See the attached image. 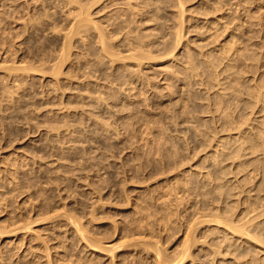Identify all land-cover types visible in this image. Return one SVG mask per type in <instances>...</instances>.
Here are the masks:
<instances>
[{
    "label": "rangeland",
    "instance_id": "1",
    "mask_svg": "<svg viewBox=\"0 0 264 264\" xmlns=\"http://www.w3.org/2000/svg\"><path fill=\"white\" fill-rule=\"evenodd\" d=\"M0 164V264H264V0H0Z\"/></svg>",
    "mask_w": 264,
    "mask_h": 264
},
{
    "label": "bare ground",
    "instance_id": "2",
    "mask_svg": "<svg viewBox=\"0 0 264 264\" xmlns=\"http://www.w3.org/2000/svg\"><path fill=\"white\" fill-rule=\"evenodd\" d=\"M9 157H10V156H9ZM7 159H8V158H7ZM7 159H6L5 161H7ZM10 159H12V158H10ZM27 159H28V158H27ZM33 160H34V159H33ZM9 161H10V163H11V160H9ZM15 161H16V160H15ZM13 162H14V161H13ZM26 162H27V161H26ZM7 163H8V162H7ZM10 163H9V165H10ZM16 163H17V162H16ZM16 163H15V164H16ZM2 164H3V163H2ZM12 164L15 165L14 163H12ZM12 164H11V165H12ZM0 165H1V164H0ZM21 165H22V164H21ZM3 166H4V165H3ZM16 166H17V165H16ZM4 167H6V166H4ZM12 167H13V166H12ZM12 167H11V168H12ZM8 168H9V166H8ZM22 168H23V167H22ZM18 169H20V168H18ZM0 170H1V169H0ZM11 171H13V170H10V172H11ZM15 171H16V170H15ZM2 172H3V169L1 170V173H2ZM23 172H24V171H23ZM49 173H50V172H49ZM4 174H6V173H4ZM10 174H11V173H10ZM10 174H8V176H9ZM13 174H14V172H13ZM13 174H11L12 176H10V177H13ZM0 175H1V174H0ZM5 176H6V175H5ZM49 176H50V175H49ZM14 177H15V175H14ZM14 177H13V179H14ZM16 178H17V177H16ZM6 179H7V178H6ZM11 179H12V178H11ZM18 179H19V178H18ZM1 180H2V179H1ZM1 180H0V181H1ZM8 181H9V180H8ZM8 181H6V182H8ZM15 181H16V180H15ZM2 182H3V181H2ZM3 183H5V181H4ZM20 183H21V182H20ZM0 184H1V183H0ZM8 184H9V183H8ZM8 184H7V185H8ZM10 184H13V183L10 182ZM14 185H15V184H14ZM51 185H52V184H51ZM8 186H9V185H8ZM18 186H19V185H17L16 187H18ZM56 187H57V186H56ZM18 188H20V186H19ZM1 189H3V188H1ZM1 189H0V190H1ZM28 189H29V188H28ZM45 189H46V188H45ZM56 190H57V189H56ZM3 191H5V190H3ZM2 193H3V192H2ZM2 193H1V194H2ZM11 195H12V194H11ZM5 196H7V195H5ZM5 196H4V197H5ZM13 196H15V195H13ZM43 196H44V195H43ZM2 197H3V196H2ZM4 197H3V198H4ZM11 197H12V196H11ZM59 197H60V196H59ZM6 198H9V197H6ZM6 198H4V199L1 198L2 200L0 199V200L2 201V203H3V200H6ZM47 198H48V197H47ZM11 199H12V198H11ZM35 199H36V198H35ZM40 199H41V198H40ZM12 200H14V199H12ZM8 201H9V200H8ZM10 201H11V200H10ZM50 201H51V200H50ZM6 202H7V201H6ZM11 202H12V201H11ZM61 202H63V201H61ZM0 203H1V202H0ZM7 203H8V202H7ZM9 203H10V202H9ZM15 203H16V202H15ZM28 203H29V202H28ZM64 203H65V202H64ZM26 204H27V203H26ZM0 205H1V204H0ZM2 205H3V204H2ZM2 205H1V206H2ZM13 205H14V204H13ZM13 205L10 204V205H7V206H13ZM16 205H17V204H16ZM33 205H34V204H33ZM64 205H65V204H64ZM3 206H4V205H3ZM47 206H48V205H47ZM50 206H51V205H50ZM65 206H66V205H65ZM4 207H5V206H4ZM18 207H19V206H18ZM18 207H15V208H18ZM21 207H23V206H21ZM15 208H14V209H15ZM23 208H24V207H23ZM0 209H1V207H0ZM10 209H11V208H10ZM20 209H21V208H20ZM59 209H60V208H59ZM61 209H62V208H61ZM92 209H93V208H92ZM24 210H26V209H24ZM64 210H65V209H64ZM67 210H69V209H67ZM61 211H62V210H61ZM2 212H4V211H2ZM10 212H11V211H10ZM16 212H17V209H16ZM21 212H22V211H21ZM49 212H50V211H49ZM90 212H91V211H90ZM28 213H29V212H28ZM65 213H66V212H65ZM9 214H10V213H9ZM25 214H26V213H25ZM52 214H53V213H52ZM52 214H51V216H52ZM66 214H67V213H66ZM66 214H65V215H66ZM68 214H69V213H68ZM10 215H12V212H11ZM27 215H29V214H27ZM57 215H58V214H57ZM57 215H56V216H57ZM16 216H17V215H16ZM19 216H23V215H19ZM29 216H30V215H29ZM60 216H61V215H60ZM62 216H63V215H62ZM47 217H49V216H47ZM67 217H68V216H67ZM73 217H74V215H73ZM14 218H15V217H14ZM27 218H28V217H26L25 219H27ZM53 218H54V217H53ZM62 218H63V217H62ZM68 218H71V217H68ZM74 218H75V217H74ZM91 218H92V215H91ZM95 218H96V217H95ZM10 219H11V218H10ZM10 219H9V220H10ZM25 219H22V218H21L20 220L26 221ZM45 219H47V218L45 217ZM45 219H44V220H45ZM71 219H72V218H71ZM76 219H77V218H76ZM1 220H2V219H1ZM7 220H8V219H7ZM29 220L31 221L32 219H28V221H29ZM60 220H61V219H60ZM10 221H12V220H10ZM13 221H14V220H13ZM13 221H12V223H13ZM16 221H17V220H16ZM33 221H34V220H33ZM33 221H31V222H33ZM74 221H75V220H74ZM3 222H7V223H8V221H3ZM40 222H41V219H40ZM68 222L70 223V219L68 220ZM72 222H73V221H71V225H72ZM75 222H76V221H75ZM79 222H80V221H79ZM79 222H78V223H79ZM22 223H23V222H22ZM25 223H26V222H24V224H25ZM27 223H29V222H27ZM35 223H36V221H35ZM90 223H91V222H90ZM0 224H3V223H0ZM8 224H9V223H8ZM16 224H17V222H16ZM24 224H23V225H24ZM29 224H30V223H29ZM32 224H33V223H32ZM44 224H45V223H44ZM74 224H75V223H74ZM3 225H5V224H3ZM14 225H15V224H14ZM17 225H18V224H17ZM17 225H15V226H17ZM73 226H74V225H73ZM76 226H77V225H76ZM76 226H75V227H76ZM23 227H24V226H23ZM26 227H27V226L25 225V228H24V229H28V228H26ZM29 227H30V226H29ZM2 228H5V226L0 227V230H1ZM11 228H14V227L12 226ZM19 228H22V226H19L18 229H19ZM42 228H43V227H42ZM15 229H17V228H15ZM15 229H14V230H15ZM22 229H23V228H22ZM24 229L21 230V231H24ZM33 229H34V228H33ZM33 229H32L31 231H33ZM72 229H73V228H72ZM83 229H84V228H83ZM83 229H82V230H83ZM7 230H8V229H7ZM10 230H11V229H10ZM12 230H13V229H12ZM14 230H13V231H14ZM76 230H78V228H77ZM76 230H75V231H76ZM3 231L6 232V230L3 229V230L1 231V233H2L1 235H6V236H7V234L12 235V231H10V233L8 232L7 234H6V233L4 234ZM15 231H16V230H15ZM26 231H28V230H26ZM26 231H25V232H26ZM80 231H81V230H80ZM25 232H24V233H25ZM17 233H18V232H17ZM30 233H32V232H30ZM73 233H74V232H73ZM76 233H77V231H76ZM82 233H83V232H82ZM86 233H87V232H86ZM14 234H16V232H14ZM32 235H34V234H32ZM37 235H38V234H37ZM37 235H36V236H37ZM45 235H46V234H45ZM14 236H15V235H14ZM27 236H31V235L29 234V235H27ZM77 236H79V235H77ZM80 236L82 237V235H80ZM84 236H85V235H84ZM84 236H83V237H84ZM33 237H34V236H33ZM37 237H39V236H37ZM88 237H89V236H88ZM94 237H95V236H94ZM84 238H85V237H84ZM89 238H90V237H89ZM17 239H18V238H17ZM20 239H21V238H19V240H20ZM28 239H29V237H28ZM39 239H40V238H39ZM39 239L36 238L37 241H38ZM42 239H43V238H42ZM42 239H41V240H42ZM80 239H81V238H80ZM94 239H95V238H94ZM19 240H17V241H19ZM21 240H22V239H21ZM34 240H35V237H34ZM88 240H89V239H88ZM43 241H44V239H43ZM9 242H10V241H9ZM39 242H40V241H39ZM28 243H29V242H28ZM32 243H34V242H32ZM42 243H43V242H42ZM44 243H45V242H44ZM16 244H17V242H16ZM18 244H19V243H18ZM40 244H41V243H40ZM86 244H87V243H86ZM93 244H94V243H93ZM93 244H92V245H93ZM2 245H3V244H2ZM22 245H23V244H22ZM24 245H26V244H24ZM27 245H29V244H27ZM32 245H33V244H32ZM43 245H44V244H43ZM6 246H7V245H6ZM9 246H10V245H8V247H9ZM18 246H19V245H18ZM45 246H46V245H45ZM89 246H90V245H89ZM89 246H88V247H89ZM21 247H22V246H21ZM27 247H28V246H27ZM30 247H31V246H29V248H30ZM36 247H37V246H36ZM36 247H35V248H36ZM62 247H63V246H62ZM116 247H117V246H116ZM1 248H2V246H1ZM4 248H5V247H4ZM12 248H14V247H12ZM15 248H16V246H15ZM46 248H48V247H46ZM92 248H93V247H92ZM95 248H96V247H95ZM95 248H94V249H95ZM19 249H20V247H19ZM25 249H26V247H25ZM49 249H50V248H49ZM65 249H66V248H65ZM0 250H1V249H0ZM5 250H6V249H5ZM9 250H11V249H9ZM33 250H34V249H33ZM42 250H43V249H42ZM112 250H113V249H112ZM1 251H2V250H1ZM12 251H13V250H12ZM29 251H30V250H29ZM29 251H28V252H29ZM47 251H48V249L46 250V252H47ZM110 251H111V250H110ZM39 252H41V250H40ZM43 252H45V250H44ZM65 252H66V251H65ZM2 253H4V251H2ZM157 253H158V252H157ZM157 253H156V255H157ZM4 254H5V253H4ZM7 254H8V253H7ZM22 254H23V253H22ZM29 254H30V253H29ZM45 254H46V253H45ZM1 255H3V254H1ZM15 255H16V253H15ZM17 255H18V254H17ZM69 255H70V254H69ZM184 255H185V254H184ZM8 256L10 257V255H8ZM8 256H6V257H8ZM11 256H12V254H11ZM21 256H22V255H21ZM36 256H37V255H36ZM47 256H48V254H47ZM47 256H45V258H46ZM49 256H50V255H49ZM6 257H5V258H6ZM22 257L24 258V256H22ZM39 257H40V256H39ZM36 258H37V257H36ZM45 258H44V259H45ZM156 258H157V257H156ZM7 259H8V258H6V260H7ZM10 259L12 260V257H11ZM18 259H19V258H18ZM18 259H17V260H18ZM46 259H47V258H46ZM0 260L2 261V259H0ZM11 260H10V261H11ZM23 260H24V259H23ZM38 260H39V258H38ZM86 260H88V259H86ZM3 261H4V260H3ZM182 261H183V260H182ZM20 262H21V261H20ZM88 262H89V261H88ZM88 262H87V264H88ZM175 262H176V261H175ZM0 263H1V262H0ZM7 263L11 264L10 262H7ZM22 263H23V262H22ZM176 263H177V262H176ZM13 264H14V263H13ZM15 264H17V263H15ZM41 264H42V263H41ZM43 264H44V263H43ZM48 264H49V262H48Z\"/></svg>",
    "mask_w": 264,
    "mask_h": 264
}]
</instances>
